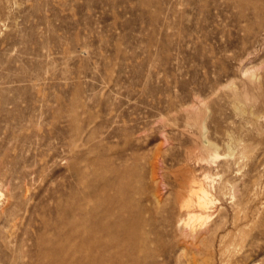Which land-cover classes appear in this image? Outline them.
<instances>
[{"label":"rangeland","instance_id":"rangeland-1","mask_svg":"<svg viewBox=\"0 0 264 264\" xmlns=\"http://www.w3.org/2000/svg\"><path fill=\"white\" fill-rule=\"evenodd\" d=\"M258 5L0 0V264L84 260L106 198L144 264H264Z\"/></svg>","mask_w":264,"mask_h":264},{"label":"bare ground","instance_id":"bare-ground-1","mask_svg":"<svg viewBox=\"0 0 264 264\" xmlns=\"http://www.w3.org/2000/svg\"><path fill=\"white\" fill-rule=\"evenodd\" d=\"M239 2H240V6H249L253 10H258L259 8L258 5L259 0H239ZM201 185L202 184L200 182L193 185L194 187H197L199 192L195 194L196 195L195 203L196 206L200 209L206 208V205L208 203V193H207L208 191H205L203 189L204 186ZM196 191L193 193H196ZM110 202H111L110 198H106L99 204V206H104L105 208L104 211L103 212L99 211L97 213L96 217L94 218V222L92 223L93 225H91L89 229L85 230L86 233L84 238L82 239V242H80V244L76 246V249L79 248L82 249L86 247L88 249V254H87L88 256H85L84 257L85 259L82 261L80 260L78 262L76 261V263L74 264H144L145 263L142 258L135 255V251H134V249H136V247H138L137 245L139 244L134 239L139 235V229H136V226L132 225L131 223L132 221H130L129 219L121 218L120 215L114 214L111 208L112 206L109 205ZM110 204H112V202ZM118 207L122 210L127 209L125 204H119ZM72 233L75 232L72 231ZM134 234L136 235L135 237ZM120 237L124 239L122 240L123 242L127 241V245L129 246L130 251L129 253H127L126 259L113 258L115 256L113 252H110L112 247L114 246L116 247V245L120 243L119 242ZM61 249L63 251L71 250L68 249L66 246H64ZM62 250L59 252H62ZM58 262L59 264H65L63 261L62 262L58 261Z\"/></svg>","mask_w":264,"mask_h":264}]
</instances>
